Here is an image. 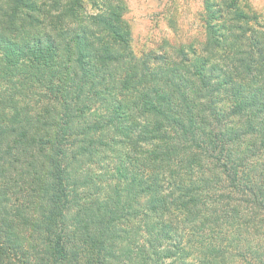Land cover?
Here are the masks:
<instances>
[{"label": "trees", "instance_id": "1", "mask_svg": "<svg viewBox=\"0 0 264 264\" xmlns=\"http://www.w3.org/2000/svg\"><path fill=\"white\" fill-rule=\"evenodd\" d=\"M137 53L127 0H0V264H264V10Z\"/></svg>", "mask_w": 264, "mask_h": 264}, {"label": "rangeland", "instance_id": "2", "mask_svg": "<svg viewBox=\"0 0 264 264\" xmlns=\"http://www.w3.org/2000/svg\"><path fill=\"white\" fill-rule=\"evenodd\" d=\"M264 10V0H250ZM127 18L137 53L159 51L165 40L188 42L201 36V0H127Z\"/></svg>", "mask_w": 264, "mask_h": 264}]
</instances>
